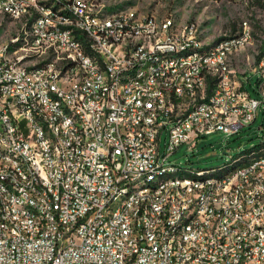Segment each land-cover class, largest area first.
Masks as SVG:
<instances>
[{"label":"built area","instance_id":"1","mask_svg":"<svg viewBox=\"0 0 264 264\" xmlns=\"http://www.w3.org/2000/svg\"><path fill=\"white\" fill-rule=\"evenodd\" d=\"M85 2L94 0L63 1V8L71 10L72 20L41 9L35 34L26 43L32 44L31 55L11 58V52L0 48V92L6 94V102H0V114L3 122L11 123L13 133V140L6 142L25 151L32 168V177H25L18 169L17 158L0 156V214L10 218V225H0V264H220V258H227L228 264H264V239L255 231V222L264 219V200L260 209H246L251 193H264L260 175L264 159L251 160L235 171L247 177V186L235 184L239 185V194H230L232 185L226 179L196 183V191H183V180L179 184L181 193L189 195V203L201 200L199 210H205V217L196 214L186 234L172 230L174 241H166L164 250H155L161 236L155 220L163 219V227H169L181 210L176 208V193H169V201H159L161 187L144 189L123 202L112 220H104L106 205L125 182L154 168L182 165L168 160L179 145L188 142L194 146L201 136L216 130L236 133L255 120L260 108L264 113V70L259 69L258 57L245 62L256 74L255 95L244 86L249 81L245 71L241 72L237 96H230L225 70L219 72H224L223 91H228V98H220V91L208 87V83L191 85L190 75H196L200 61L220 58L224 46L209 56L196 54L169 63V58L159 56L160 48L207 42L197 37L193 22L176 20V28H167L168 17H173L169 15L164 18L166 37L152 44L150 54L144 56H157V65L143 68L144 57H137V50L144 42L127 45L126 52H118L119 61L105 59L110 70L107 83L94 84L96 72L87 63L89 80L68 83L60 79V72L46 75V68H52L54 62L69 64V73L76 71L78 62H86L77 48L67 54V60H60V54L58 59L34 57V50L50 49L49 41L72 44L63 35V25L79 33L80 28H87L116 39L128 27L150 25L149 12H140V19H133L128 11L127 19L107 22V17L98 18L101 5L87 10ZM0 4L15 10L25 6V0ZM235 34L236 42L246 38L247 28L242 22ZM170 36H177L178 44H171ZM119 75H127V83L122 103H115ZM8 77H17V84H8ZM128 84H137V91H128ZM194 91H206V98H194ZM48 93H58L68 101V108L78 110L86 120V136H79L66 120V113H59L55 102L48 100ZM7 95L18 97V105L31 119L38 139L40 122L51 126L54 141V123L62 121L67 148L57 147V153H50L42 141V152L49 153V161L33 160L30 148L21 140L19 126L8 114ZM153 109H160L159 118H151ZM207 110L223 114V121L207 124ZM96 113H103V120H96ZM233 113H242V120L231 122ZM172 118H179V125H172ZM116 126L132 129V137L118 136ZM154 133H164L163 151L161 142H154ZM255 148H264V141ZM252 167H259V176H252ZM165 183L174 181L163 182L162 186ZM251 183H258V191H250ZM6 205H14L19 218L6 214ZM125 209L134 210L136 222H129ZM116 217H123V224H116ZM131 223H138V231H131ZM141 230H150L151 238H141ZM131 232H138V239H131ZM215 238L224 239V249H215ZM250 255H257V263H250Z\"/></svg>","mask_w":264,"mask_h":264},{"label":"bare ground","instance_id":"2","mask_svg":"<svg viewBox=\"0 0 264 264\" xmlns=\"http://www.w3.org/2000/svg\"><path fill=\"white\" fill-rule=\"evenodd\" d=\"M8 1V0H0ZM64 4H71V0H25V6L21 8L4 9L0 4V14H3L19 23L21 30L9 40L0 43V48L4 52H11V58H23L31 55L32 44H26L27 40L32 39L35 34L38 18L41 9L56 12V16L64 20H72L70 9L63 8ZM94 0V2H85V9L95 10V5H101L98 9V18L107 17V22H117V19H127V12L133 19H140V12L135 9H127L120 12L107 13L104 11L105 1ZM107 1V0H106ZM30 10V15H29ZM166 17V16H165ZM150 13L149 27H128L126 33H120L118 39L112 35H102L101 32H94L92 29L80 28V33L71 28L70 25H63V35L68 37L72 44L61 45L60 41H49L50 49L34 50L35 58L50 57V59L67 60V54L75 53L76 48L81 54H84L86 62H78L76 71L69 73V64L64 62H54L52 68H46V75H55L60 72V79H67L68 83H77L80 80L90 79V70L86 63L91 65L96 72L94 75V84H103L109 82L110 70L105 61H119L118 52H126L127 45L144 44L138 46L137 57H144L150 54L152 44H157L166 37V27H164V18ZM22 23V24H21ZM247 28L246 38L243 41L236 42V34L223 36L214 43L187 44L179 47H164L159 49V56L169 58V63H177L178 60L192 57L196 54L209 56L215 54L220 47V58H211L210 60H201L196 68V75H190L191 85H200L214 87L215 91H220V98H228V91H223L224 72L226 75V87H229L230 96H237L240 91L241 76H239L230 65V55L246 48L253 41V31L246 21H242ZM167 28H176V22L173 17H168ZM197 37L201 39L197 33ZM93 43V47L90 43ZM235 42V43H234ZM171 44H178L177 36H170ZM104 56V59L103 57ZM151 65H157V56L144 57L143 68H150ZM258 66L264 70V48L258 55ZM69 73V74H68ZM127 83V75H119V83H116L114 91L115 103H122L124 96V84ZM8 84H17V77H8ZM128 91H137V84H128ZM194 98H206V91H194ZM48 100L55 102L59 113H66V120L70 121L73 128L77 130L79 136H86V120L77 109L68 108V101H64L58 93H48ZM0 102H6V94L0 92ZM8 114L19 126L21 140L25 146L30 148L31 158L39 162H48L49 153L42 152V141L47 145L50 153H57L58 148H67L64 123L55 121L54 123V141L51 132V126L47 122H40L41 139L36 138V128L31 125V119L28 114H23L21 106L18 105V97L7 95ZM160 109L151 110V118H159ZM96 120H103V113H96ZM242 120V113H233L231 122ZM223 121V114L214 115V110H207L206 123L218 124ZM24 122L26 131L22 130L21 123ZM172 125H179V118H172ZM118 136L132 137V129L125 126H116ZM0 156L9 160L18 161V169L24 172L25 177H32V168L30 167V158L25 151H18L17 148L9 147L6 141L13 140L11 123L3 122V116L0 114ZM161 133H154V142H160ZM241 153V152H240ZM231 156L229 161L213 168H194L191 165H175L168 167L154 168L149 174L136 176L133 181H127L124 187H118L116 193L110 198V202L104 209V220H112V217L118 213L122 203L131 200L132 194H138L144 189H153L161 187L158 192L159 201H169V193H176V208L181 209L169 223V227H163V219L155 220V228H161V236L155 242V250H164L166 241H174L173 231H179V234H186V229L193 227V219L196 214L198 217H205V210L201 209V200H193L189 203V195L181 193V184L183 180V191H196V183L207 181L225 180L230 187V194H239V185L247 186V177L243 172H235L243 169L254 159H264V148H254L249 152ZM260 175L264 180V168H260ZM252 176H259V167H252ZM174 181V183L163 182ZM250 191H258V183L250 184ZM264 200V193H251L250 201L246 202V209H260ZM189 205L187 206V204ZM6 214L12 218H19V211L14 205H6ZM125 217L129 222H136V214L132 209H125ZM116 224H123V217H116ZM0 225H10V218L0 214ZM131 231H138V223H131ZM255 231L264 239V219L255 222ZM141 238H151L150 230H141ZM131 239H138V232H131ZM215 249H224V239L215 238ZM250 263H257V255H250ZM220 264H228L227 258H220Z\"/></svg>","mask_w":264,"mask_h":264},{"label":"rangeland","instance_id":"3","mask_svg":"<svg viewBox=\"0 0 264 264\" xmlns=\"http://www.w3.org/2000/svg\"><path fill=\"white\" fill-rule=\"evenodd\" d=\"M107 13L135 9L138 12L153 13L158 17L173 16L175 22H193L197 33L205 41H214L232 34L242 21L253 31V41L264 44V0H104ZM98 2H101L99 0ZM19 23L7 16H0V43L18 33ZM261 47V46H260ZM249 81L244 86L252 95L256 86V74L246 72ZM26 131L24 122L21 123ZM164 133L160 136L161 151L164 149ZM264 141V113L261 108L255 120L233 134L216 130L197 139L194 146L184 142L178 146L168 160L176 164L190 163L194 168L218 167L230 160V156L250 149ZM189 165V164H187Z\"/></svg>","mask_w":264,"mask_h":264},{"label":"crops","instance_id":"4","mask_svg":"<svg viewBox=\"0 0 264 264\" xmlns=\"http://www.w3.org/2000/svg\"><path fill=\"white\" fill-rule=\"evenodd\" d=\"M0 16H5V15L0 14ZM234 33L235 31L232 34ZM232 34H229V35H232ZM215 41L216 40L214 41L210 40V41H207L206 43H214ZM258 41H259L258 39L256 41L254 40L250 44H248L246 48L239 50L233 53L232 55H230L229 60H230L231 68L239 76H241V72H244V71L247 72L249 70L248 65L245 62H252V59H256L259 53L261 52V50L263 49V47H260L261 42H259L260 44H258Z\"/></svg>","mask_w":264,"mask_h":264},{"label":"trees","instance_id":"5","mask_svg":"<svg viewBox=\"0 0 264 264\" xmlns=\"http://www.w3.org/2000/svg\"><path fill=\"white\" fill-rule=\"evenodd\" d=\"M264 48V47H263ZM260 144H258V145H254L253 147H251L250 149H248V150H245V151H243V152H241V153H245V152H249L250 150H252V149H254L255 147H257V146H259ZM240 153V154H241ZM239 154V153H238Z\"/></svg>","mask_w":264,"mask_h":264}]
</instances>
